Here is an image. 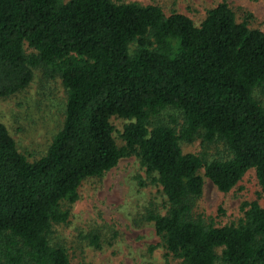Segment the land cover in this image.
Instances as JSON below:
<instances>
[{
	"label": "trees",
	"instance_id": "trees-1",
	"mask_svg": "<svg viewBox=\"0 0 264 264\" xmlns=\"http://www.w3.org/2000/svg\"><path fill=\"white\" fill-rule=\"evenodd\" d=\"M24 44L33 53H24ZM57 73L64 120L43 157L28 162L0 123V264H70L50 245L52 223L80 183L134 155L161 189L154 231L179 264H264V207L251 203L236 225L193 218L203 171L220 192L254 169L264 193V32L237 22L227 3L198 25L156 5L112 0H0V98L25 89L32 68ZM176 109L178 132L152 123ZM127 123L118 147L110 118ZM199 133L222 141L230 158L206 162L179 142Z\"/></svg>",
	"mask_w": 264,
	"mask_h": 264
},
{
	"label": "rangeland",
	"instance_id": "rangeland-1",
	"mask_svg": "<svg viewBox=\"0 0 264 264\" xmlns=\"http://www.w3.org/2000/svg\"><path fill=\"white\" fill-rule=\"evenodd\" d=\"M69 0H61L67 2ZM116 3L156 5L165 16L177 12L198 25L207 10L225 2L237 22L246 21L249 28L264 32V0H112ZM24 53L33 50L24 44ZM32 80L22 91L0 98V123L13 139L17 151L28 162L43 157L52 137L61 129L66 102L65 90L57 73L50 68H32ZM264 107V92H256ZM178 132L182 119L176 109L166 108L151 118ZM127 122L110 118L113 138L118 147ZM199 133L191 142H179L183 154H194L202 160H226L230 152L215 140L206 143ZM202 193L192 205L193 218L210 221L214 226L236 225L244 218L249 205L264 207V193L254 169L244 173L228 192H220L203 171ZM66 220L52 223L47 239L61 247L70 264H179L169 255L154 231L150 213L164 214L165 198L160 187L148 176L134 155L122 158L101 177L83 180L77 189V200L60 204Z\"/></svg>",
	"mask_w": 264,
	"mask_h": 264
}]
</instances>
